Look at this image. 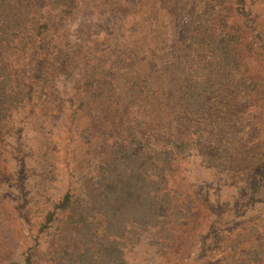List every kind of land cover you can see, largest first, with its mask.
Wrapping results in <instances>:
<instances>
[{
  "label": "rangeland",
  "instance_id": "obj_1",
  "mask_svg": "<svg viewBox=\"0 0 264 264\" xmlns=\"http://www.w3.org/2000/svg\"><path fill=\"white\" fill-rule=\"evenodd\" d=\"M11 1L0 264L72 262L78 210L115 143L151 158L159 202L116 238L123 264H264V0ZM220 31L234 40L231 73L205 51ZM203 80L213 87L194 100ZM172 141L167 163L152 159ZM86 214L98 238L102 218Z\"/></svg>",
  "mask_w": 264,
  "mask_h": 264
},
{
  "label": "trees",
  "instance_id": "obj_2",
  "mask_svg": "<svg viewBox=\"0 0 264 264\" xmlns=\"http://www.w3.org/2000/svg\"><path fill=\"white\" fill-rule=\"evenodd\" d=\"M2 1L13 8L11 0H0V16L6 15L7 18L8 14L18 11L13 9L10 12V8L6 5L4 7ZM204 44L205 51L212 61L211 68L214 73L217 71L231 73L238 66L234 40L229 33L212 32ZM210 81H212L210 84L215 82ZM211 87L213 86H209L208 81L203 80L190 85L187 92H193L194 100H200L199 96L208 92ZM5 110L7 107L3 104L0 92V120L5 117ZM173 147H178L174 141L171 142V146L161 150L151 148L152 159L156 154L161 163H167L173 155ZM138 154L140 153L126 145L120 146L119 143H115L109 163L99 165L89 204L80 207L77 213L80 228L76 229L78 235L75 238L80 249L75 252L70 264H123L116 238L122 236L127 221L143 224L158 211L159 202L152 192L156 182L146 174L151 158L142 163L143 158ZM69 199V195L65 194L56 207L65 209L68 207ZM87 210H95L102 218V233L98 238H93V234L89 233L86 226Z\"/></svg>",
  "mask_w": 264,
  "mask_h": 264
}]
</instances>
